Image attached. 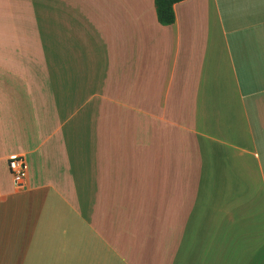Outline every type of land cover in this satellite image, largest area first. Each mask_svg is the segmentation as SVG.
Segmentation results:
<instances>
[{"label":"crops","instance_id":"obj_1","mask_svg":"<svg viewBox=\"0 0 264 264\" xmlns=\"http://www.w3.org/2000/svg\"><path fill=\"white\" fill-rule=\"evenodd\" d=\"M173 10L0 0V264H264V0Z\"/></svg>","mask_w":264,"mask_h":264},{"label":"built area","instance_id":"obj_2","mask_svg":"<svg viewBox=\"0 0 264 264\" xmlns=\"http://www.w3.org/2000/svg\"><path fill=\"white\" fill-rule=\"evenodd\" d=\"M9 172L14 185L21 188L25 185L27 177V165L22 155H12L7 161Z\"/></svg>","mask_w":264,"mask_h":264},{"label":"trees","instance_id":"obj_3","mask_svg":"<svg viewBox=\"0 0 264 264\" xmlns=\"http://www.w3.org/2000/svg\"><path fill=\"white\" fill-rule=\"evenodd\" d=\"M157 21L161 25H171L175 21L173 6L183 0H153Z\"/></svg>","mask_w":264,"mask_h":264}]
</instances>
